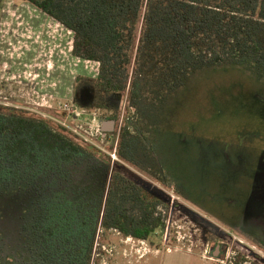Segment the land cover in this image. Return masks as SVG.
I'll use <instances>...</instances> for the list:
<instances>
[{
  "label": "trees",
  "instance_id": "16d2710c",
  "mask_svg": "<svg viewBox=\"0 0 264 264\" xmlns=\"http://www.w3.org/2000/svg\"><path fill=\"white\" fill-rule=\"evenodd\" d=\"M24 1L71 32L74 58L98 63L94 97L110 95L116 107L126 94L136 110L148 99L153 122L220 66L264 80V0ZM124 123L116 155L138 166V142H147L133 135V117ZM119 166L63 127L0 104V264H91L100 231L146 241L163 229L160 201Z\"/></svg>",
  "mask_w": 264,
  "mask_h": 264
},
{
  "label": "rangeland",
  "instance_id": "374dc122",
  "mask_svg": "<svg viewBox=\"0 0 264 264\" xmlns=\"http://www.w3.org/2000/svg\"><path fill=\"white\" fill-rule=\"evenodd\" d=\"M71 42L70 32L28 2L3 1L0 104L97 147L119 163L114 171L160 201L163 229L146 241L100 231L91 264H264V80L235 65L208 71L176 95L161 124L146 110L148 99L136 110L126 94L116 107L110 95L94 97L95 66L74 59ZM57 66L66 81L60 96L46 91V79L63 84ZM64 101L101 123L115 116L113 131L99 140L82 136L59 109ZM153 107L160 110V102ZM132 117L133 135L147 142H138V166L116 155L120 129Z\"/></svg>",
  "mask_w": 264,
  "mask_h": 264
},
{
  "label": "built area",
  "instance_id": "2783aa9c",
  "mask_svg": "<svg viewBox=\"0 0 264 264\" xmlns=\"http://www.w3.org/2000/svg\"><path fill=\"white\" fill-rule=\"evenodd\" d=\"M98 65V63H97ZM59 109L63 111V113L76 121L79 125L80 134L82 136H91L95 140L105 139V131L103 130L102 123L100 122V118L97 117L96 113L89 114L84 110L77 109L72 103H59ZM83 121H89L87 125V129H84L81 125ZM115 159V156H112Z\"/></svg>",
  "mask_w": 264,
  "mask_h": 264
},
{
  "label": "crops",
  "instance_id": "0c3cea01",
  "mask_svg": "<svg viewBox=\"0 0 264 264\" xmlns=\"http://www.w3.org/2000/svg\"><path fill=\"white\" fill-rule=\"evenodd\" d=\"M47 16V15H46ZM50 18V17H49ZM52 19V18H51ZM53 20V19H52ZM55 21V20H54ZM56 22V21H55ZM56 23H58V22H56ZM59 24V23H58ZM60 25V24H59ZM61 26V25H60ZM63 27V26H62ZM64 28V27H63ZM65 29V28H64ZM68 31V30H67ZM69 32V31H68ZM71 33V32H70ZM71 50H72V42H71ZM70 53H71V51H70ZM71 56H72V54H71ZM73 57V56H72ZM74 58V57H73ZM74 59H76V60H79V59H77V58H74ZM80 61H83V60H80ZM85 62H87V63H92L94 66H95V70H96V75H95V77L97 76V73H98V65H97V63H95V62H90V61H85ZM58 68H59V72L60 73H62V80H63V84H61V85H57V84H55V83H52V82H48L47 81V79H46V87L47 88H49V89H47L46 91H48L47 92V94H50V95H52V94H54V95H57V96H60L61 95V90L62 91H64L65 89H66V81H65V73H64V71H62L61 69H60V67L59 66H57ZM53 70V69H52ZM45 73V72H44ZM51 73V72H50ZM49 73V74H50ZM51 86H52V88H51ZM59 100V99H58ZM61 100V99H60ZM66 101H68V100H66ZM66 101H64V102H66ZM59 103H61V102H59ZM104 122H102V124H103Z\"/></svg>",
  "mask_w": 264,
  "mask_h": 264
},
{
  "label": "water",
  "instance_id": "95a60500",
  "mask_svg": "<svg viewBox=\"0 0 264 264\" xmlns=\"http://www.w3.org/2000/svg\"><path fill=\"white\" fill-rule=\"evenodd\" d=\"M102 126L104 131L110 133L113 131L114 128V121L104 122Z\"/></svg>",
  "mask_w": 264,
  "mask_h": 264
}]
</instances>
